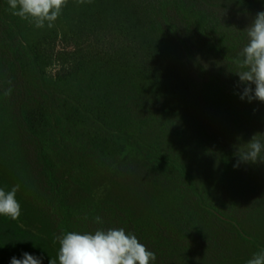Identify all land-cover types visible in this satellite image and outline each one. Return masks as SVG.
Listing matches in <instances>:
<instances>
[{
  "label": "trees",
  "instance_id": "obj_1",
  "mask_svg": "<svg viewBox=\"0 0 264 264\" xmlns=\"http://www.w3.org/2000/svg\"><path fill=\"white\" fill-rule=\"evenodd\" d=\"M69 1L61 27L37 29L0 0V188L18 184L21 204L18 220L0 216V264L24 253L59 264L56 236L121 227L155 254L168 248L170 264H192L200 215L236 218L214 196L236 190L264 165L234 168L239 146L196 111L205 95L235 121L264 119V102L240 98L239 78L207 73L198 45L234 65L240 56L234 50L248 43L245 29L264 11V0H99L105 10L82 43L60 48L61 29L72 17ZM171 49L178 50L174 60ZM207 154L224 164L215 192L191 166ZM101 170L112 181L140 183L145 214L134 219L118 200L102 196L94 187ZM165 175L176 177L179 241L162 250L159 242L151 248L135 225L148 224L170 202ZM72 184L82 192L76 199ZM254 242L257 252L264 248Z\"/></svg>",
  "mask_w": 264,
  "mask_h": 264
},
{
  "label": "rangeland",
  "instance_id": "obj_2",
  "mask_svg": "<svg viewBox=\"0 0 264 264\" xmlns=\"http://www.w3.org/2000/svg\"><path fill=\"white\" fill-rule=\"evenodd\" d=\"M76 4H78L77 0L69 1L71 7L69 15L72 14V17L70 23L61 29L60 48L79 46L105 10V6L99 0H91V2L86 0L79 10L77 8L78 11H72ZM64 11L67 14L62 13L56 20L54 25L57 27L62 26L65 16L68 15V10ZM198 47L203 60L206 62L208 74L216 77L233 76L239 78L235 74L238 71L236 64L230 66L222 58H217L206 51L202 45H198ZM242 49L243 47L236 48L234 52L240 55ZM178 55L177 49L170 50V60H174ZM13 100L15 109L19 112L18 92L14 94ZM195 109L200 116H207L217 124L229 145L246 144L254 134L264 133V119L261 118L252 122L235 121L205 95L197 98ZM260 138L264 139V134H261ZM166 145L172 146L170 141H166ZM191 166L199 182L208 181L211 184L210 189L215 192L213 181L223 174L224 164L219 159L207 154L196 156L195 159L191 160ZM82 174L86 175V173ZM163 178V192L166 194L164 198L168 197L170 202H167L166 207H161L155 218L146 220L145 222L148 221V224L144 225V221L140 220L135 225L142 239L151 242V248L156 247L159 242V247L162 250L165 245L170 246L179 241L176 231L177 223H174L176 210L172 207L176 203L174 201L176 177L165 175ZM127 180L112 181L107 172L101 170L94 180V187L102 196L108 197L109 195L118 200L123 209L127 211L125 212L126 215H131L137 219L135 217L137 213L144 212L145 214L147 196L146 193L140 196V190L143 189L140 183ZM157 191L162 192L159 189ZM81 193L79 187L72 184L71 198L76 199ZM214 200L226 211L235 215L237 220L235 217L227 220V218L201 214L197 236L192 241L198 247L199 252L195 254V260L192 264H247V261L258 249L254 242L255 239L264 245V165L257 168L249 178L244 179L236 190H220L214 196ZM183 242L185 243L184 238ZM155 255L156 260L151 261L150 264H170V259L167 257L168 248L164 254L161 251Z\"/></svg>",
  "mask_w": 264,
  "mask_h": 264
},
{
  "label": "clouds",
  "instance_id": "obj_3",
  "mask_svg": "<svg viewBox=\"0 0 264 264\" xmlns=\"http://www.w3.org/2000/svg\"><path fill=\"white\" fill-rule=\"evenodd\" d=\"M67 3L68 0H8L12 14L33 23L36 28L54 27ZM77 3L84 4L85 0H77ZM245 31L248 43L234 60L238 69L235 74L239 76V85H243L240 98L264 102V11L256 14ZM261 134L264 133L254 134L248 143L238 147L235 154L239 159L234 168L241 163L264 162ZM19 187L14 185L10 191L0 188V216L12 220L20 218L21 204L16 198ZM95 222L102 223L101 217H95ZM55 240L59 242V264H150L156 260L154 252L122 227L97 229L94 233L69 231L56 236ZM23 257H13L11 264H42L41 258L30 253H24ZM49 264H57V259L51 258ZM247 264H264V249L254 253Z\"/></svg>",
  "mask_w": 264,
  "mask_h": 264
}]
</instances>
